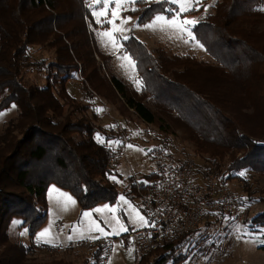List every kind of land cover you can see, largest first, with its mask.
<instances>
[{
  "label": "trees",
  "instance_id": "1",
  "mask_svg": "<svg viewBox=\"0 0 264 264\" xmlns=\"http://www.w3.org/2000/svg\"><path fill=\"white\" fill-rule=\"evenodd\" d=\"M83 2L86 0H0V114L11 106L17 110L0 134L2 252L17 249L9 243L7 234L13 220H19V228L26 227L29 237L34 238L46 220L50 185L69 192L82 210L111 204L118 194L117 184L110 179L116 173L111 168L116 153L107 145L115 136L92 121L65 113L66 105L76 104L63 86L76 66L55 25L65 16L75 19ZM134 5L127 13L138 24L157 15L171 18L178 14L176 6L166 0H136ZM261 9L264 0H216L213 14L192 27L195 40L212 63L162 48L151 51L134 36L120 42L134 62L142 98L160 112L172 114L186 130L195 154L201 157L192 162L215 167L218 173L226 163V171L220 173L222 182L241 178L239 174L248 170L264 174ZM33 46L54 49L56 57L49 63L35 61L29 50ZM38 66L47 74L44 87L24 78L26 70ZM111 81L129 109L145 122H154V112L142 100L130 96L122 80L114 76ZM225 90L227 94L223 95ZM97 135L104 141L97 140ZM149 178L146 175L140 179ZM129 181L126 194L136 198L135 181L131 177ZM249 181L244 180L245 200L253 201ZM217 217L229 220L226 214L210 217L196 234ZM245 222L253 228H264V211ZM203 239L195 238L196 245L200 246ZM187 241V236H177L155 251L137 253L135 264H179L187 258L181 252ZM259 249L264 252V246ZM100 251L98 247L93 261L85 264H98Z\"/></svg>",
  "mask_w": 264,
  "mask_h": 264
},
{
  "label": "rangeland",
  "instance_id": "2",
  "mask_svg": "<svg viewBox=\"0 0 264 264\" xmlns=\"http://www.w3.org/2000/svg\"><path fill=\"white\" fill-rule=\"evenodd\" d=\"M166 1L176 6L178 10V14L173 17L180 16L178 5L172 3L171 0ZM215 2L216 0H200V4L196 6L198 10L183 12L191 13L180 16V19L200 22L206 16L213 14ZM82 5L81 12L75 19L65 16L59 18L55 25V31L67 44L76 66L70 71L69 79L63 85L76 104L75 107L66 105L65 113L70 112L71 117H83L92 121L101 126L103 130L105 129L107 134L115 136L114 139L107 141V145L116 153L111 163V168L116 173L110 176V179L117 184L118 194L111 204L100 203L92 209L82 210L69 192L50 185L46 192L47 214L44 224L31 239L27 228H19L20 221L13 220L7 234L9 243L17 249L2 252L0 248V253L2 252L0 264L91 263L93 253L97 249L92 246V241L118 236L138 226L141 223L138 216L144 219L137 199L134 195V198H131L126 192H129L130 177L135 181L151 173L150 151L156 144L155 139L165 141L169 153L176 161L185 159L200 161L201 158L195 154V148L188 133L173 118L174 116L160 112L142 98L140 79L135 67L132 68L123 59L129 56L121 49L120 42L134 36L143 41L151 51L162 48L173 54L190 55L209 63H212L213 59L202 46L197 47L199 43L196 40H189L186 34L167 28L160 30L159 26L155 30L145 28V25L152 24L157 16L164 15H157L144 24H138L136 18L127 13L135 7L131 3L126 4L121 10V19L115 21L116 25L120 26L122 19L130 18V23L123 25L127 31L114 33L117 43L114 47L107 37L102 36V33L112 30V24L108 21L111 19L114 4L109 6L107 17L99 18L102 22H98V18L94 15L95 12L102 10L99 5L95 4V0H86ZM185 40L188 42L185 43ZM29 50L31 58L35 61L43 60L49 63L56 57L54 49H40L33 46ZM131 61L133 62L132 59ZM46 75L45 69L41 66L32 67L24 72L26 81L39 87L46 85ZM114 76L125 83L130 96L136 100H142L154 112L153 123L145 122L136 112L128 108L125 100L112 84L111 78ZM224 94H227L226 90ZM248 113H251V110ZM16 114L17 110L13 106L1 112L0 134L6 124L16 117ZM228 114L232 116L231 112ZM118 127L120 130L117 129ZM96 138L100 142L104 141L103 136L97 135ZM212 170L220 181V173L226 171V163L223 164L219 173L215 167H212ZM246 179L250 180V190L253 191L255 199L253 201L245 200L244 180ZM224 182L238 196V215L235 217L229 215V220L218 217L210 219L209 227L202 226L203 231L195 234L193 239L182 246L181 252L186 253L187 258L179 264H264V252L259 249L260 246H264V228L260 226L253 228L245 222V219L249 220L264 211V174L248 170L241 175V178ZM66 197H70L74 203L66 200ZM107 209H116V211L111 212ZM86 213L90 215L86 217ZM119 216H122L124 222L119 220ZM117 220L126 230L118 231ZM59 224L63 226L61 231L56 230ZM93 225H98L103 232L93 230ZM45 231L49 232V236L41 239L40 233ZM201 236H204V239L198 246L195 238ZM43 246H58L65 250L50 255L43 250ZM99 253L101 256L102 252ZM137 257L138 254L134 248L121 249L113 245L105 264H135Z\"/></svg>",
  "mask_w": 264,
  "mask_h": 264
},
{
  "label": "built area",
  "instance_id": "3",
  "mask_svg": "<svg viewBox=\"0 0 264 264\" xmlns=\"http://www.w3.org/2000/svg\"><path fill=\"white\" fill-rule=\"evenodd\" d=\"M155 143L150 151V178L135 179V196L146 223L118 236L92 241V246L102 249L98 264H105L113 245L149 253L177 236L185 235L191 240L210 217L238 215V196L227 183L217 179L208 165H197L191 160L176 161L164 140L155 139ZM119 220L124 222L122 216ZM62 229L61 224L56 226L57 231ZM43 250L52 255L65 248L45 246Z\"/></svg>",
  "mask_w": 264,
  "mask_h": 264
},
{
  "label": "snow or ice",
  "instance_id": "4",
  "mask_svg": "<svg viewBox=\"0 0 264 264\" xmlns=\"http://www.w3.org/2000/svg\"><path fill=\"white\" fill-rule=\"evenodd\" d=\"M171 2L178 5L181 13L186 11H191L194 9L198 10L196 6L200 4V0H171ZM128 3L135 4L136 0H95V4L99 5L102 8L101 11L94 13V15L98 18V22H102L99 20L100 17L108 16L109 6L114 4V8L111 11V19L108 21V23L112 24V30L102 33V36L107 37L108 40L112 42L114 47L117 46L114 33L127 31V29H125L123 25L130 23V18L122 19L120 26H117L115 23L117 19H121L120 12L122 9L125 8L126 4ZM205 11H207V9H205ZM261 11H264V9H261ZM197 23L198 21L192 19H180L179 15L171 19L166 18L164 16H157L153 21V23L149 25H145V28L155 30L159 26L160 30H164L165 28L172 29L177 33L186 34L189 40L194 41L196 38L191 31V27H194ZM187 42L188 40H185V43ZM197 47H201V45L197 44ZM123 59L126 60L132 68L135 67V65L133 64V62L129 57L125 56L123 57ZM241 175H243V173ZM65 199L72 202L70 197H66ZM121 200L123 201V197H121ZM107 211L115 212L116 209H107ZM89 215L90 214L87 213L85 214L86 217ZM138 219L140 220L141 223H146L143 217L138 216ZM116 223L119 226L118 231L126 230L123 227V225H120V222L118 220L116 221ZM93 230L103 232V229H101L98 225H93ZM48 236H49L48 231L40 233L41 239H45Z\"/></svg>",
  "mask_w": 264,
  "mask_h": 264
}]
</instances>
